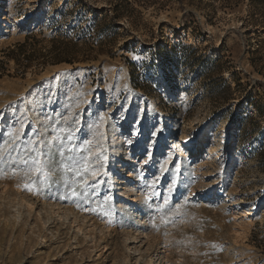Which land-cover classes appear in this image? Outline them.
<instances>
[{
    "label": "rangeland",
    "instance_id": "obj_1",
    "mask_svg": "<svg viewBox=\"0 0 264 264\" xmlns=\"http://www.w3.org/2000/svg\"><path fill=\"white\" fill-rule=\"evenodd\" d=\"M0 7L11 22L28 19L0 24V148L15 156L29 139L63 138L43 183L0 164V264H104L105 236L74 240L67 225L54 218L45 228L35 211L9 221L20 193L86 213L110 231L155 235L168 264H264V0H0ZM127 107L131 123L122 118ZM133 122L145 131L134 145ZM9 132L19 136L15 145L5 143ZM193 137L199 148L182 158L173 145ZM217 144L219 159L210 162ZM70 155L86 157L90 171L67 170ZM122 180L137 202L121 194ZM250 207L255 215L244 223Z\"/></svg>",
    "mask_w": 264,
    "mask_h": 264
},
{
    "label": "bare ground",
    "instance_id": "obj_2",
    "mask_svg": "<svg viewBox=\"0 0 264 264\" xmlns=\"http://www.w3.org/2000/svg\"><path fill=\"white\" fill-rule=\"evenodd\" d=\"M6 13H7V9L5 7H0V24L9 25V24H26V23H28V19L25 17L14 19V21L11 22L10 19L6 16ZM39 20H40V18L38 16H36L35 19L33 20V22H37ZM131 113H133L132 109L127 107L125 109V111L122 113L123 121L128 120V122L131 123L132 122L131 121ZM131 126L134 129V133H133L134 136H132L133 137L132 142L134 145V143L137 144L139 142L138 138L142 137L145 134L144 133L145 131H144V125L142 122H133ZM126 127L124 129H126ZM128 132H130V131H126L124 134L128 135ZM128 137H130V136H128ZM170 143H171V140L169 141V144ZM215 144H216V142H215ZM197 148H199L197 137L185 138L183 140V146H181L180 144H176V143H175V145H173V149L174 150L178 149L182 158H187L188 154L190 152L192 153V151L196 150ZM213 148H214L213 153H215L216 156L213 160H210V162H215L216 159H219L218 154L222 151L220 144L215 145ZM141 152L142 151H139V154H141ZM167 153L169 154V156L167 155L168 161L166 163V168H168L169 164H171V160H172L173 155H174L170 151H168ZM150 158H151V152L149 153V155H147V157L145 159H143L141 161V164H140L141 167L147 165V162L150 160ZM208 172L209 171H207V173ZM125 176L129 182L134 180V174L132 172L128 171ZM205 176H208V174H206ZM126 178L124 180H127ZM124 180H122V182L120 184L125 186V188H123L122 190H126V189L127 190L123 191V192L121 191L122 192L121 194H123L124 196H127L128 201L131 200V201L137 202L138 199L135 196V192L130 190L131 186L128 188V184H130V183L126 182ZM115 181H117V180H115ZM216 183H218V182L216 180H214L213 183H210V184L212 185V184H216ZM156 184H158V183H156ZM3 192L4 191H1V188H0V195L3 194ZM231 194H233V193H231ZM3 195H5V194H3ZM193 196H194V190H191L188 193L187 198L191 199ZM201 196H203L204 201H207L212 197L211 194H209V193L208 194H202ZM6 199L8 200V197ZM15 199H16V197H15ZM230 200L231 199L226 198L225 201H230ZM239 200L231 201L232 206L235 208L241 207L243 202L241 200L240 201ZM201 204H204V203L200 202V205ZM22 210L23 211L26 210L28 212L25 214L29 218L32 216V214L35 211L36 212L35 214L38 217V220L40 221V223L41 222L43 223L45 228H49L50 221L54 218H57L60 223H62L63 225H67V227H69L73 230L74 240H76L79 235L84 237V239L90 238L91 241L96 240L95 238L97 236L100 238L105 236V238L107 240L104 238V240H106L104 242L105 244L103 247L104 249H106V252L104 253V256H103V263L104 264H130L129 263L130 255H131V258L133 259V264H168L167 262H169L168 261L169 259L167 258L168 256L167 257L165 256V253L166 254L168 253V252H166V248L162 246V243L159 241V238L155 235H148L147 233H144V232H137L138 229L135 233H132L133 230H132V232H126V231L118 232L116 229H112L110 231V229L107 228L106 226H104L103 224L97 225L98 223L96 221H92V219H90L88 217V214H86V213H79L78 211L75 212L73 208L70 209V208L63 206V205L62 206L56 205L53 202H49L47 200H44L43 198L38 200L36 197H31V195L29 196V193L28 194H21V193L19 194V201L17 202V207L14 211L15 213H14V215H12V217L10 216L11 218L9 221L12 220L13 222H15V224H20L23 221V218H24L23 215H25V214H23L24 212ZM254 210H255L254 207H250L249 209L243 210L244 213L241 215V217L245 218V220L243 219L244 223H251L252 222V219L250 217L255 215L254 213H252V211H254ZM37 226H39V225H37ZM46 226H48V227H46ZM147 229H149V228L147 227L146 230ZM150 230L153 231L154 229L153 230L150 229ZM160 230H162V229H160ZM160 230H158V231H160ZM158 231H157V233H158ZM120 234H122L123 239L121 237H119ZM158 234H160V232ZM92 243H94V242H92ZM163 244H165V242ZM170 244H172V243H170ZM160 246H161V248H160ZM159 249H161V251L162 250L163 251L160 252Z\"/></svg>",
    "mask_w": 264,
    "mask_h": 264
},
{
    "label": "snow or ice",
    "instance_id": "obj_3",
    "mask_svg": "<svg viewBox=\"0 0 264 264\" xmlns=\"http://www.w3.org/2000/svg\"><path fill=\"white\" fill-rule=\"evenodd\" d=\"M8 135L10 139L5 142L6 145L8 143H13V145H15V142L19 140V136L14 132H9ZM62 139L63 138L59 135V133H57L51 141H36L29 139L26 143H23L20 148H13V150L16 151L15 156H13L10 151L7 152V155L5 156V148H0V164L15 165L16 168L14 169L13 174H15L16 171H23L25 175L36 184L43 183L52 174L53 170L49 167L52 163L51 155H54V148L59 151V149L63 147L62 143L57 145V141H62ZM68 139L70 140L71 137L69 136ZM39 145H43V147L48 151L44 152ZM60 155L61 157H64V152H60ZM45 156H49V159L45 160ZM67 160V170L84 174H87L90 171V163L87 158L82 155L79 158L74 155H70L67 157ZM3 171L4 169L0 168V174H2ZM33 173H35V176H33ZM41 177H43V180L40 179ZM26 187H28V185H26ZM77 187L81 186L78 185ZM78 194L77 188H73L72 195L76 196Z\"/></svg>",
    "mask_w": 264,
    "mask_h": 264
},
{
    "label": "trees",
    "instance_id": "obj_4",
    "mask_svg": "<svg viewBox=\"0 0 264 264\" xmlns=\"http://www.w3.org/2000/svg\"><path fill=\"white\" fill-rule=\"evenodd\" d=\"M20 48H22V47H20ZM23 54V53H22ZM24 55V54H23ZM23 60H24V62H26V63H28L29 61H30V57L28 56V57H26V56H24L23 57Z\"/></svg>",
    "mask_w": 264,
    "mask_h": 264
}]
</instances>
